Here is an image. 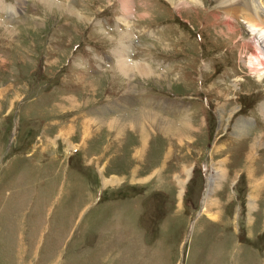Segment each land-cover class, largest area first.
Wrapping results in <instances>:
<instances>
[{"label":"rangeland","instance_id":"374dc122","mask_svg":"<svg viewBox=\"0 0 264 264\" xmlns=\"http://www.w3.org/2000/svg\"><path fill=\"white\" fill-rule=\"evenodd\" d=\"M53 1L0 0V264H264L253 33L219 0Z\"/></svg>","mask_w":264,"mask_h":264},{"label":"bare ground","instance_id":"6f19581e","mask_svg":"<svg viewBox=\"0 0 264 264\" xmlns=\"http://www.w3.org/2000/svg\"><path fill=\"white\" fill-rule=\"evenodd\" d=\"M38 1L44 5L45 9L47 8L51 10L52 8L62 7L61 3H57L53 0ZM186 1L191 3V1L198 2L199 0H185V2ZM219 2L220 11L218 12L224 13L227 16L225 24L228 33L234 34L236 32L237 27L234 25V21L236 19L241 20L243 24L246 25V28L253 33L252 35L250 33L247 35L248 37L243 43V48L246 50V54L248 56L249 68L251 71L250 75L254 74L255 77L257 76L259 79H262L264 74V0H219ZM141 16L143 17L144 15ZM215 17L219 18L217 16ZM0 23H2V25L7 29V34H12L14 32L13 27H7L4 22ZM117 68L120 74L126 75L129 78L132 75H141L145 77L150 74V66L140 63L130 64L128 61H122ZM237 82L241 83L243 81L239 79L236 83ZM165 122L169 126L174 127V124L171 121L166 120ZM167 130H169V127ZM212 174L214 175L215 173L213 172ZM212 181L211 186L213 188L216 181L213 176ZM209 206L210 205L206 206V214L209 213Z\"/></svg>","mask_w":264,"mask_h":264}]
</instances>
